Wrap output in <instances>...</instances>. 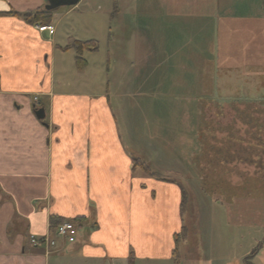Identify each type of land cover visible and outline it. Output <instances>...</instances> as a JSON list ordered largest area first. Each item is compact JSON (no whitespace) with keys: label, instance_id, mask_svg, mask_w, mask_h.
<instances>
[{"label":"crops","instance_id":"obj_1","mask_svg":"<svg viewBox=\"0 0 264 264\" xmlns=\"http://www.w3.org/2000/svg\"><path fill=\"white\" fill-rule=\"evenodd\" d=\"M46 3L0 0L9 13L0 15V264L171 261L183 225L181 188L135 167L133 145L149 133L143 123L136 139L133 121L120 115L133 95L127 89L117 92L115 112L110 57L101 66L95 56L97 21L81 13L64 22L72 11L57 8L45 24L22 16ZM44 25L53 31H39ZM86 40L96 49L83 52L78 68L75 50L65 47ZM152 153L146 157L162 156ZM63 220L75 222L74 241L58 238L48 253L31 245L30 235L54 236Z\"/></svg>","mask_w":264,"mask_h":264},{"label":"rangeland","instance_id":"obj_2","mask_svg":"<svg viewBox=\"0 0 264 264\" xmlns=\"http://www.w3.org/2000/svg\"><path fill=\"white\" fill-rule=\"evenodd\" d=\"M211 1L79 0L56 10L71 9L64 22L81 13L97 21L95 56L101 66L110 57L115 112L117 92L133 93L120 115L133 121L137 136L146 122L166 169L137 143L135 156L157 174L148 178L160 175L184 191L185 230L176 255L161 264H264V181L260 197L235 202L212 199L206 187L209 175L238 185L246 177L264 180V31L250 28L264 29V0H216L219 16L248 17L241 29L226 25L223 41L213 31L217 24L194 36L193 26L182 32L181 22L168 18L166 6L190 18ZM219 57L226 70H217ZM203 175L210 177L206 185L197 179Z\"/></svg>","mask_w":264,"mask_h":264},{"label":"trees","instance_id":"obj_3","mask_svg":"<svg viewBox=\"0 0 264 264\" xmlns=\"http://www.w3.org/2000/svg\"><path fill=\"white\" fill-rule=\"evenodd\" d=\"M207 4L208 5L203 7V9H204L203 12L199 13L197 17L193 16L190 18H186L188 15H185L183 13L180 15H177L176 14V9H177L176 5L174 7L171 5L166 6V8L170 10V13L167 12V15H168V18L171 22H173L174 20H176L175 22H181V25L184 29L182 32L188 31L189 30L188 27L193 26L195 28V30L192 32L194 36H197L198 33H199L198 35L202 36L201 32L206 31L207 28L209 29L211 27L210 26L211 24L212 25L217 24V26L215 28H213V31L216 34V28H217V35L216 36L221 41L227 40L228 36H229L228 35L229 30H227L226 25H233V28L238 26L241 29V28H243V24L241 22L247 21L248 17L245 18V17H241V16H230V17L219 16V14L216 11V9H217L216 0H213ZM55 9H52V10L42 9V10H38L35 12L24 13V14H22V16L27 21H38L41 24H45L51 20L52 11ZM2 14H9V13L8 12H5V13L0 12V15H2ZM166 20H167V17H166ZM236 24H237V26H234ZM252 27H254L255 29L256 28L259 29L261 32L264 31L262 26L250 25V28H252ZM195 31H197L196 34H195ZM167 39H169V38H166V41H167ZM65 48H72L75 50V52H76V56H75L76 66L78 68H82L86 63L85 59L83 58V52L86 50L91 51V50L96 49V43L94 42V40L74 41V42L70 43L69 45H67ZM219 60H220V57L218 59L217 70L222 69V68L224 70H226V67H224V63L222 61L219 62ZM141 94H144V93L141 92ZM132 96L133 95H130L128 98H131ZM143 123L145 126L146 122L144 121ZM140 133H142V131ZM145 137H146V139L142 140V142L144 144H140L139 142L136 141L137 145L140 144L141 147L143 145H144V147H149L147 149L145 148V150H146L145 156H148V154H153L152 153L153 150H159L160 153L162 154V156L161 157H155L154 156L155 158H150V160L152 161V159H155V162L157 164L160 163L159 166L161 168L166 169V164L165 163L163 164V162H165L167 160V156L163 152H161L160 149L154 148V147L151 148L150 143L152 141V138L149 135H146ZM135 138L139 140L140 136L136 135ZM134 161H135V167L138 169V171L142 172V174H145V175H152L153 174V172L149 169L150 168L149 163L141 160V156L134 157ZM153 175H157V174H153ZM209 176L211 178L208 177L207 175L206 176L203 175L201 178H197V179L202 181L203 185L204 184L206 185L205 181H207V178H210V180L207 181L208 186H206V187H207V191H208L207 193L209 195H211L212 199L216 198V197H213L214 195H218V196H222L225 199V201H228V202L234 201L235 202V201H239V198H242L241 201L245 200V199L246 200H252V199L258 198L262 195V194H259V191H262V188L259 189L258 186L262 187V184L260 182L264 181L263 179H257L254 177H246L245 181H243L242 184L238 185V184H233V183L229 182L227 179L222 178V177L216 178V176H214V175H209ZM159 177L158 178L160 180L168 181V182H174L173 180H169L168 178H162V176H160V175H159ZM253 181H255V183H256L255 187L252 186ZM248 184H250L251 186H249ZM203 185H202V187H203ZM262 192H264V190ZM184 204H185V194H184V191L181 189L180 212L182 213L183 216H184ZM184 230H185L184 226L182 225L181 231L174 235L175 246H177L179 236H181L183 234L182 232Z\"/></svg>","mask_w":264,"mask_h":264},{"label":"built area","instance_id":"obj_4","mask_svg":"<svg viewBox=\"0 0 264 264\" xmlns=\"http://www.w3.org/2000/svg\"><path fill=\"white\" fill-rule=\"evenodd\" d=\"M39 31L48 30L53 31V26H40L38 27ZM34 100H37V97H33ZM77 233L76 224L70 220H64L58 223L55 227V235H43L35 236L30 235L29 240L32 246L34 247H43L45 252H52L57 249V239L66 240L69 242L74 241Z\"/></svg>","mask_w":264,"mask_h":264},{"label":"water","instance_id":"obj_5","mask_svg":"<svg viewBox=\"0 0 264 264\" xmlns=\"http://www.w3.org/2000/svg\"><path fill=\"white\" fill-rule=\"evenodd\" d=\"M79 0H47L44 8L46 10H52L60 6H70L75 5ZM37 118L42 119L44 117V109L39 108L35 111Z\"/></svg>","mask_w":264,"mask_h":264}]
</instances>
